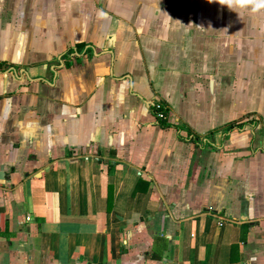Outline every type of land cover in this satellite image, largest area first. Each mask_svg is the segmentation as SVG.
Returning <instances> with one entry per match:
<instances>
[{"label":"crops","instance_id":"obj_1","mask_svg":"<svg viewBox=\"0 0 264 264\" xmlns=\"http://www.w3.org/2000/svg\"><path fill=\"white\" fill-rule=\"evenodd\" d=\"M0 264H264V11L0 0Z\"/></svg>","mask_w":264,"mask_h":264},{"label":"clouds","instance_id":"obj_2","mask_svg":"<svg viewBox=\"0 0 264 264\" xmlns=\"http://www.w3.org/2000/svg\"><path fill=\"white\" fill-rule=\"evenodd\" d=\"M213 0H209V3ZM221 6H226L230 11H235L238 14L241 11H249L253 14L264 11V0H215ZM101 15H104L101 13Z\"/></svg>","mask_w":264,"mask_h":264},{"label":"trees","instance_id":"obj_3","mask_svg":"<svg viewBox=\"0 0 264 264\" xmlns=\"http://www.w3.org/2000/svg\"><path fill=\"white\" fill-rule=\"evenodd\" d=\"M155 104H156V103H155ZM161 104H162V103H161ZM162 106H163V112L165 113L166 116H165L164 118L159 117V116L157 115L158 110H157V108H155V105H154L155 114H156V116H157L158 118H160V119H165V118H167V110L165 109V107H164L163 104H162ZM236 124H237V125H240V123H235V124H233V126L236 125ZM231 127H232V125H231ZM111 195H112V194H111ZM109 198H111V197H109ZM3 222H4L3 224L5 225L4 227L7 228V225H8L7 220L5 219Z\"/></svg>","mask_w":264,"mask_h":264},{"label":"built area","instance_id":"obj_4","mask_svg":"<svg viewBox=\"0 0 264 264\" xmlns=\"http://www.w3.org/2000/svg\"><path fill=\"white\" fill-rule=\"evenodd\" d=\"M155 108H157V110H158L157 115L159 117L164 118L166 116L165 113L163 112V106H162V104L160 102H157L155 104Z\"/></svg>","mask_w":264,"mask_h":264}]
</instances>
